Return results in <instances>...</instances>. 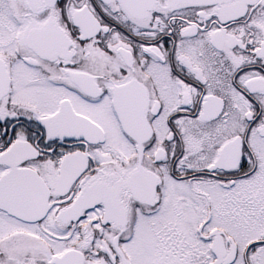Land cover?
Masks as SVG:
<instances>
[{"label":"snow or ice","instance_id":"1","mask_svg":"<svg viewBox=\"0 0 264 264\" xmlns=\"http://www.w3.org/2000/svg\"><path fill=\"white\" fill-rule=\"evenodd\" d=\"M0 264H264V0H0Z\"/></svg>","mask_w":264,"mask_h":264}]
</instances>
